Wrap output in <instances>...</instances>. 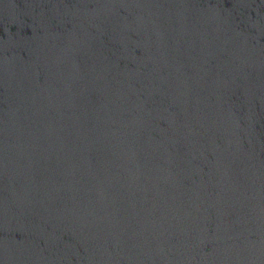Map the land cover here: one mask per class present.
Masks as SVG:
<instances>
[{"label":"water","instance_id":"obj_1","mask_svg":"<svg viewBox=\"0 0 264 264\" xmlns=\"http://www.w3.org/2000/svg\"><path fill=\"white\" fill-rule=\"evenodd\" d=\"M0 264H264V0H0Z\"/></svg>","mask_w":264,"mask_h":264}]
</instances>
